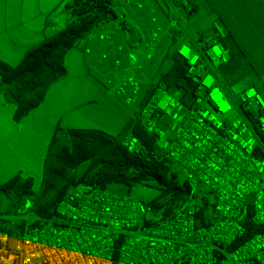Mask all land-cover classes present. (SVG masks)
Here are the masks:
<instances>
[{
    "label": "built area",
    "instance_id": "2783aa9c",
    "mask_svg": "<svg viewBox=\"0 0 264 264\" xmlns=\"http://www.w3.org/2000/svg\"><path fill=\"white\" fill-rule=\"evenodd\" d=\"M146 14L141 44L130 46L111 32L85 33L90 77L111 97L135 112L123 140L142 153L137 126L152 141L158 161L177 165L185 193L171 211L159 215L155 203L102 188L96 182L71 186L51 214L41 215L27 201L16 215L13 235L0 229V264H264V233L245 240L246 220L264 225V99L248 86L234 93L221 67L230 60L222 27L211 36L190 26L192 6L163 0H129ZM93 0L72 3L69 22L109 9ZM123 16H120V20ZM175 45L193 90L185 102L180 90L150 85L147 65L161 41Z\"/></svg>",
    "mask_w": 264,
    "mask_h": 264
},
{
    "label": "crops",
    "instance_id": "0c3cea01",
    "mask_svg": "<svg viewBox=\"0 0 264 264\" xmlns=\"http://www.w3.org/2000/svg\"><path fill=\"white\" fill-rule=\"evenodd\" d=\"M74 1L0 0V62L16 66L28 51L62 30L69 22L66 8ZM185 1L193 8V30L211 36L213 21L224 30L231 57L221 68L230 90L238 93L253 86L264 99V0ZM152 2L166 11L163 0ZM109 9L115 20H101L88 33L111 32L118 41L139 46L146 14L136 11L129 0H110ZM86 45L84 34L64 53L65 73L19 121L14 120L18 84L0 87V183L17 175L33 178L42 172L52 140L67 137L70 129H95L115 138L130 130L139 104L134 110L124 108L90 77L87 62L97 58L99 47L93 42V54L85 57ZM173 45L166 38L161 41L154 56L157 64L147 74L150 85L161 82L167 87L176 77Z\"/></svg>",
    "mask_w": 264,
    "mask_h": 264
},
{
    "label": "trees",
    "instance_id": "16d2710c",
    "mask_svg": "<svg viewBox=\"0 0 264 264\" xmlns=\"http://www.w3.org/2000/svg\"><path fill=\"white\" fill-rule=\"evenodd\" d=\"M89 0H75V3ZM97 7L110 4V0H93ZM110 9H107L108 12ZM98 20L97 15L85 16L78 21H71L66 26L46 39L36 48L28 51L23 59L16 66H9L0 62V87L25 82L27 77L45 72L48 75V81L40 94L34 98L24 96V91L19 90L14 98L17 109L14 113V120L19 121L29 110L34 108L43 98L48 86L56 81L65 73L62 65V57L68 51L74 42L82 35L89 32ZM176 77L167 87L181 90L182 97L188 102V97L193 90V84L185 77V68L179 65L175 59ZM30 91L31 88H27ZM133 130L140 136L144 143L142 153L129 152L122 142L117 141L100 130L95 129H70L67 131V139L69 144L63 145L59 150L56 159L64 167L69 169L77 168L81 163L94 159L100 165L107 169L99 174L97 178H92L81 182H96L102 188H108L111 185H123L131 188L134 185L141 184L146 180H156L161 184L159 196L164 194H173L184 196L185 188L177 182L176 172H170L166 160L158 161L151 154L152 141L137 126ZM52 140L51 144L53 143ZM50 144V147H51ZM49 153V152H48ZM19 176H15L4 184L0 185V189L6 190ZM78 182V183H81ZM31 184V178L26 180V185ZM77 183H72L71 186ZM67 186L63 188L55 197L54 203L62 199L66 193ZM160 208L158 214L164 215L168 213L167 209L162 208V204L158 201H151ZM46 205L39 208L37 212L41 215L51 214ZM246 233L241 238L245 240L254 233H264V225H255L250 218L246 220Z\"/></svg>",
    "mask_w": 264,
    "mask_h": 264
},
{
    "label": "rangeland",
    "instance_id": "374dc122",
    "mask_svg": "<svg viewBox=\"0 0 264 264\" xmlns=\"http://www.w3.org/2000/svg\"><path fill=\"white\" fill-rule=\"evenodd\" d=\"M156 64L157 59H152L148 65L147 74L154 71ZM48 79V75L45 72L29 76L25 82L18 83V91H24V96L27 98H34L43 90ZM26 87L28 89L31 88V90L27 91ZM127 131V129L123 130L119 136L116 137L117 141L123 142L127 135ZM67 144H69V141L66 136L56 137L54 139L46 157L43 171L34 174L33 178L31 177V184L29 186L26 185V180H28L29 177H22L18 175L19 178L10 187L6 190L0 189L1 215H16V210L20 209L27 201L36 212L39 208L46 207V205H48V209L51 210L55 205V197L59 192H62L63 188L67 186V190L71 187L72 183L97 178L99 174L107 169L94 159L85 161L74 169L64 167L60 162H58L56 156L61 147ZM168 166L170 172H176L178 176L177 182L179 185L185 188L186 185L183 179L184 174L180 168L177 165L170 164ZM4 183H0V185ZM160 188L161 184L158 181L146 180L141 184L132 186L131 188H126L123 185H111L107 189L115 193L126 194L131 198L140 200L144 203H149L153 200L158 201L162 204V208L167 209L169 212L181 202L182 198L181 196L173 194H164L160 197ZM0 229L8 232L10 235H13L17 231L21 230V226L19 223L12 224L11 221L0 220Z\"/></svg>",
    "mask_w": 264,
    "mask_h": 264
},
{
    "label": "water",
    "instance_id": "95a60500",
    "mask_svg": "<svg viewBox=\"0 0 264 264\" xmlns=\"http://www.w3.org/2000/svg\"><path fill=\"white\" fill-rule=\"evenodd\" d=\"M96 15L98 16V20L96 21V24H98L101 20H104V19H107L109 21L115 20V15L111 11H108V12L98 11Z\"/></svg>",
    "mask_w": 264,
    "mask_h": 264
}]
</instances>
